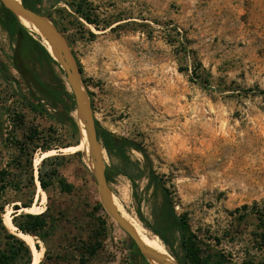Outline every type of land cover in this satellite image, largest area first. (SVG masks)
<instances>
[{"label": "rangeland", "instance_id": "obj_1", "mask_svg": "<svg viewBox=\"0 0 264 264\" xmlns=\"http://www.w3.org/2000/svg\"><path fill=\"white\" fill-rule=\"evenodd\" d=\"M73 1L43 0V9L72 42L93 93L96 119L143 150H128V166L104 147L107 167L118 169L110 185L125 212L180 261L179 233L162 228L167 186L175 210L188 214L193 229L214 250L238 264H264V250L254 236L256 218L250 214L240 220L237 210L254 202L264 206V94L243 91L264 88V0H84L93 7L97 25L77 17ZM16 48L0 24V168L34 129L57 128L56 143L71 140L60 124L34 114L13 96L16 86L6 81L5 72L27 92L31 87L20 68L46 85L56 83L34 48L24 54L25 63L15 59ZM63 77L70 90L65 72ZM19 114L25 118L22 126L13 123ZM73 115L77 118L76 109ZM81 144L60 146L47 156L34 152L36 175L45 157L65 155L55 162L74 185L70 193L55 187L48 194L37 184L33 205L36 211L49 208L51 217L45 241L30 235L44 250L43 264H80L89 243L100 245L90 264H131L132 254L138 264H158L141 258L129 234L107 212L106 217L94 209L98 186L89 172L87 143ZM79 150L87 157L76 155ZM123 170L133 171L135 180ZM7 197L12 200L16 193ZM13 205H6L4 222L9 217L7 227L18 234ZM99 217L107 219L105 226Z\"/></svg>", "mask_w": 264, "mask_h": 264}, {"label": "trees", "instance_id": "obj_2", "mask_svg": "<svg viewBox=\"0 0 264 264\" xmlns=\"http://www.w3.org/2000/svg\"><path fill=\"white\" fill-rule=\"evenodd\" d=\"M22 1L26 6L33 8L38 12L49 14V12L43 9V0ZM71 5L74 12L77 14V17L83 18L89 23L97 25L94 9L92 6H89V3H86L84 0H77L71 2ZM0 24L9 33L10 37L17 42L16 60L25 63L26 57L24 54L34 48L32 51L35 53L36 57L38 59H43L52 68L56 79L55 84L46 85L42 82L40 76L31 74L27 69L20 68V72H22L26 84L31 87V90L27 92L22 88L21 82L17 78L10 73L5 72L6 81L16 86L13 96L17 97L20 103L34 114L41 117L51 118L55 123L60 124L62 127L61 129H65L64 134L69 133L71 136V140L69 141L56 143V141H59V139H56L57 137H55L58 134L57 128L48 129L49 131H39L38 129H34L26 136L24 142L18 144L19 153L14 155L12 160L8 161L0 168V264H32L34 260L33 249L23 237L12 232L7 227L3 216L5 213V207L8 203H14L13 209L15 212L13 223L18 231L26 235L40 237L44 241L46 240L44 234L49 230L51 222V217L48 212L49 208L42 213L19 212L24 208L33 206L38 187L37 184H40L41 188L48 194L55 187L60 188L63 192L70 193L74 190V185L61 175L60 165L55 162L64 158L65 155L57 154L45 157L42 160L38 169V174L36 175V169L34 167V152L37 150L47 152L52 149H57L60 146L67 147L81 144L82 128L78 119L73 115V112L76 109L74 95L67 87L63 77L64 72L60 65L50 55L48 49L38 39L31 35L32 31L28 29L15 16V14L1 2V0ZM57 24L60 29L66 33V30L62 28L58 22ZM68 39L70 43H72L69 37ZM78 63L83 71L79 59ZM198 66H200L198 68H201L202 64L198 63ZM194 72H197V69ZM204 81L206 83L210 82L209 75L204 77ZM243 91L246 94L252 92L264 94V88L258 86L244 88ZM89 92L93 95L90 89ZM47 105L54 110V113L49 110ZM24 120V115L19 114L16 115V119H14L13 123L16 124V122H18L19 126H22L24 125ZM96 125L98 135L100 139H102L104 147L110 152V154L120 156L124 165L129 166L131 164L130 156L128 155V150L130 148L143 151L136 141L128 137L120 136L102 127L98 119H96ZM75 154L78 156L87 155L82 150L77 151ZM89 172L93 176L90 170ZM123 172L132 180H135L133 171L123 170ZM116 173H118L116 167H107L106 174L109 182ZM9 191H14L16 193V197L12 200L7 197ZM164 192L165 212L162 219L165 224L162 228H164V230L166 229L165 231L179 233L180 244L183 250V256L180 259L182 263L238 264L230 259L224 252L214 250L211 244L207 243L202 237H200L193 229L188 214H180L175 210V203L167 186H164ZM94 209L96 211L104 212L107 217V213L100 201H97ZM237 210L239 212L240 220L246 219L250 214L255 216L257 221V231L254 233L255 241L258 248L264 250V206L254 202L251 206L245 204ZM241 210H244V212H241ZM98 219L101 220L103 226L107 224L106 218L103 219L99 217ZM156 233L165 240L162 231L157 229ZM216 240L220 241L219 238H216ZM166 244L169 243L166 242ZM37 247L39 248L38 243ZM99 249L100 245L97 243L94 245L89 243L86 251L81 254L79 259L80 264H90L89 260L96 255ZM45 255H49L48 250ZM139 255L141 258H145L141 253H139ZM43 263L44 262L42 261L40 264ZM130 263L138 264L136 256L133 254Z\"/></svg>", "mask_w": 264, "mask_h": 264}, {"label": "water", "instance_id": "obj_3", "mask_svg": "<svg viewBox=\"0 0 264 264\" xmlns=\"http://www.w3.org/2000/svg\"><path fill=\"white\" fill-rule=\"evenodd\" d=\"M1 2L28 29L36 28L39 37L35 36V38L48 49L50 55L65 72L67 83L74 95L77 119L82 128V140L86 139L90 168L96 179L99 199L105 211L129 234L143 257L158 264H184L173 259L171 254L163 253L146 243L134 224L123 215L116 204L114 192L106 174L104 145L98 135L92 97L70 41L59 28L54 17L26 6L22 0H1ZM26 22L31 27L26 25Z\"/></svg>", "mask_w": 264, "mask_h": 264}, {"label": "bare ground", "instance_id": "obj_4", "mask_svg": "<svg viewBox=\"0 0 264 264\" xmlns=\"http://www.w3.org/2000/svg\"><path fill=\"white\" fill-rule=\"evenodd\" d=\"M26 25L30 26L29 23L26 22ZM31 27V26H30ZM31 31L32 33L39 37V34H38V31L36 30V28L34 27H31ZM46 43V42H45ZM47 44V43H46ZM84 143H86V139H84ZM82 147V144L79 145V146H76L74 147V150H77L79 148ZM52 154V150L50 151H47L44 153L45 156L47 155H50ZM46 198V194L44 193V199ZM115 201H116V204L118 205V207L120 208L121 212L123 213V215L128 218L133 224L134 226L137 228L138 232L140 233V235L142 236V238L144 239V241L146 243H148L149 245H151L152 247H154L155 249L163 252V253H166V254H170L167 250V248L165 247V245L160 241V239L152 234H150V232L147 231V229H145L136 219H134V217L131 216V214H129V212H125L124 208L122 207L121 203L119 202V200L115 197ZM36 207L35 205H33L32 207H29V208H25V210L27 212H31V213H40L42 212L43 210H40V211H36ZM44 208V207H42ZM6 223L8 226H11V220L10 218L8 217L6 219ZM20 236H22L24 239H26L33 247L34 249V260H33V263L32 264H39L41 261H42V258H43V255H44V250L43 248L40 250V249H37L36 246H35V243H34V238L30 235H26L22 232H19L18 233ZM155 234V233H154ZM173 259H176L173 255H170ZM157 263V262H156Z\"/></svg>", "mask_w": 264, "mask_h": 264}]
</instances>
